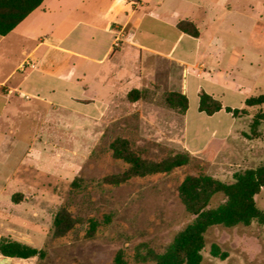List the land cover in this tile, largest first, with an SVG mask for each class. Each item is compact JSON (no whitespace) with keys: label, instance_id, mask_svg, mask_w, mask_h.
Masks as SVG:
<instances>
[{"label":"crops","instance_id":"1","mask_svg":"<svg viewBox=\"0 0 264 264\" xmlns=\"http://www.w3.org/2000/svg\"><path fill=\"white\" fill-rule=\"evenodd\" d=\"M183 20L198 35L179 29ZM25 59L36 68L21 71ZM146 87L186 95L182 150L215 177L253 163L259 138L247 134L264 104L246 101L264 92V0H44L0 35V124L37 109L50 135L38 139L40 158L56 159L60 135L92 134L120 95ZM201 93L222 108L200 110ZM0 149L4 162L26 159L17 141Z\"/></svg>","mask_w":264,"mask_h":264},{"label":"rangeland","instance_id":"2","mask_svg":"<svg viewBox=\"0 0 264 264\" xmlns=\"http://www.w3.org/2000/svg\"><path fill=\"white\" fill-rule=\"evenodd\" d=\"M167 92L146 87L135 102L120 95L101 121L90 124L92 134L60 135L62 149L56 159L40 158L36 150L38 139L50 136L40 133L43 119L37 109L9 119L8 128L0 124V147L17 141L18 148L27 151L18 167L13 158L4 162L6 151L0 149V239L47 251L45 258H14L12 264H155L141 255L149 249L163 251L193 219L179 198L180 183L200 170L213 175L212 166L200 159L169 174L136 177L119 186L102 180L125 168L110 150L117 137L129 139L152 159L182 151L180 115L167 106ZM261 112L264 105L254 111ZM258 131L253 138H259V158L235 168L257 167L264 161V119ZM230 171L219 177L232 181ZM221 200L216 197L213 205ZM256 201L264 211V188ZM59 212L71 219L61 227L54 224ZM212 244L219 245L226 258L213 256ZM202 254V264H264V224L213 226Z\"/></svg>","mask_w":264,"mask_h":264},{"label":"trees","instance_id":"3","mask_svg":"<svg viewBox=\"0 0 264 264\" xmlns=\"http://www.w3.org/2000/svg\"><path fill=\"white\" fill-rule=\"evenodd\" d=\"M44 0H0V35L11 32ZM179 29L192 35H198V29L191 21L183 20L178 23ZM142 90L133 89L127 97L130 102L139 100ZM165 102L168 107L184 114L188 107V98L181 92H167ZM248 106H262L264 92L247 99ZM200 110L213 114L222 108V104L212 96L201 93ZM239 111L234 110L237 114ZM243 112V111H241ZM264 119V112L254 115L251 123L249 138L257 137L258 128ZM112 157L122 162L125 168L118 173L103 177L102 182L119 186L136 177H146L156 174H169L174 170L187 166L199 158L187 150L169 154L161 159H152L144 154L143 149L134 147L125 137H117L110 143ZM77 178L73 182L75 185ZM264 188V161L257 167H249L236 171L233 180L223 181L204 170L187 175L178 187V194L185 210L193 219L180 229L163 251L149 249L143 260H151L155 264H202V250L206 244V233L213 226L227 228L238 225L249 226L256 221L264 224V211L257 205L256 196ZM221 196L222 200L216 205L213 201ZM65 213L59 212L54 224L61 227L67 223ZM70 225V223H69ZM213 256L226 258L219 245L212 244ZM0 254L13 258L28 259L32 257L45 258L47 251L13 239H0Z\"/></svg>","mask_w":264,"mask_h":264},{"label":"built area","instance_id":"4","mask_svg":"<svg viewBox=\"0 0 264 264\" xmlns=\"http://www.w3.org/2000/svg\"><path fill=\"white\" fill-rule=\"evenodd\" d=\"M120 40H121V36H116L115 39H114V46H119L120 44ZM36 63L31 61V60H28V59H25L20 65H19V69L21 71H25L27 69H35L36 68Z\"/></svg>","mask_w":264,"mask_h":264},{"label":"water","instance_id":"5","mask_svg":"<svg viewBox=\"0 0 264 264\" xmlns=\"http://www.w3.org/2000/svg\"><path fill=\"white\" fill-rule=\"evenodd\" d=\"M13 259V257L2 255L0 256V264H12Z\"/></svg>","mask_w":264,"mask_h":264}]
</instances>
